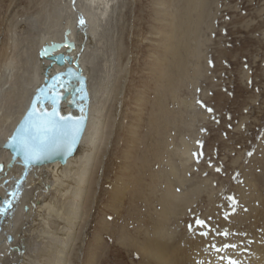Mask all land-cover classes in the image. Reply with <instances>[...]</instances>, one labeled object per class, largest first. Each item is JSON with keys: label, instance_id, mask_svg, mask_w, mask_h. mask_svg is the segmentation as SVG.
<instances>
[{"label": "rangeland", "instance_id": "374dc122", "mask_svg": "<svg viewBox=\"0 0 264 264\" xmlns=\"http://www.w3.org/2000/svg\"><path fill=\"white\" fill-rule=\"evenodd\" d=\"M61 1L0 0V51L15 59L9 78L28 74ZM121 8L115 31L128 85L112 111L115 142L88 195L92 222L72 264H86L90 252V264H158L143 248L160 225L173 228L158 240L173 260L174 251L186 264L203 250L218 254L207 264H256L264 256V0H122ZM165 181L180 198L168 213Z\"/></svg>", "mask_w": 264, "mask_h": 264}, {"label": "bare ground", "instance_id": "6f19581e", "mask_svg": "<svg viewBox=\"0 0 264 264\" xmlns=\"http://www.w3.org/2000/svg\"><path fill=\"white\" fill-rule=\"evenodd\" d=\"M121 3L122 0H62L47 34L39 36L31 51L32 66L30 67L29 64L30 70L23 79L15 81V77L9 78L12 76L10 73L15 59L13 55L10 56L8 47L0 51V165L3 167L0 172V203L23 168L18 163L8 165L11 154L3 148V144L26 111L35 89L43 82L44 70L49 65V61L38 56L42 45L63 41L65 32L68 31L66 36L75 47L68 53L65 47L60 51L68 54L73 61H77L86 79L89 98L87 123L74 155L67 159L65 164L53 162L33 166L28 171L21 185L22 193L12 207V214H7L1 222L0 264H72L74 256L72 251L76 250L74 252L78 260L83 253V240L92 222V207L86 211L85 204L88 195L94 190L97 191L100 186L102 177L97 176L99 166L106 161L111 152L110 147L115 142L118 125L112 111L119 109L122 93L128 85L129 71L120 64V42L115 31V27L119 24L118 20L121 19L119 17L122 10ZM77 14H80L84 20L83 29L77 27ZM105 18L113 28L106 34L103 31ZM34 21L33 17L25 19L30 26L27 36L33 29ZM161 31L160 29L156 31L158 39L163 35ZM195 55L198 54L195 52L194 58ZM62 69L52 64L48 76ZM18 76L22 78V75ZM109 139H111L110 145ZM185 141L180 140L177 149L179 157L188 155L189 146ZM104 166L106 168V165ZM169 175L178 177L175 168L170 169ZM5 179L7 182L4 183ZM165 182L167 183L161 201L162 213H168L169 208L172 209V198L178 196L173 183ZM176 199L178 202L179 196ZM88 217H90L89 223ZM160 217L162 218L160 221L165 219L162 214ZM172 230L173 228L170 227L157 226L150 233L153 237L150 239L152 242L148 240V243L145 242L148 245L143 250L158 264H185L180 252L177 255L174 251L173 260L168 255L166 246L158 241L161 238L171 237ZM76 243L78 246L75 248ZM208 251L207 254H210ZM217 251L220 253L219 250ZM201 252L197 251L196 255L186 260V264H207L218 255L213 256L211 252L210 258L202 255L203 250ZM92 255L93 253L90 252L87 257L85 256L86 264L92 262ZM228 255L223 254L225 258H228ZM218 259L222 261V258L218 257ZM237 262L232 260L230 264L246 263V261ZM256 264H264V256H261Z\"/></svg>", "mask_w": 264, "mask_h": 264}, {"label": "water", "instance_id": "95a60500", "mask_svg": "<svg viewBox=\"0 0 264 264\" xmlns=\"http://www.w3.org/2000/svg\"><path fill=\"white\" fill-rule=\"evenodd\" d=\"M77 27L78 29L85 27L80 14H77ZM67 33L68 31L65 32L63 41L46 43L39 49V58L49 61V65L44 70L43 82L35 89L26 111L3 144V148L11 154L8 165L18 163L23 168L19 177L14 180L12 187L5 192V198L0 203V221L11 210L18 189L25 180L28 171L33 166L53 162L65 164L67 159L76 152L85 129L89 103L86 79L82 75L77 61H73L68 54L60 51L62 47H65L68 53L75 47L74 43L68 40ZM52 64L63 69L48 76V70ZM58 76L59 79H56ZM51 114L56 115L53 117ZM49 118H54L58 127L65 134L57 135L53 140H50L39 158H26L19 138L24 134L22 130L33 122ZM2 168L0 165V172ZM5 182L7 179L4 180Z\"/></svg>", "mask_w": 264, "mask_h": 264}, {"label": "snow or ice", "instance_id": "6c2138e0", "mask_svg": "<svg viewBox=\"0 0 264 264\" xmlns=\"http://www.w3.org/2000/svg\"><path fill=\"white\" fill-rule=\"evenodd\" d=\"M81 22L83 23V21ZM56 79H59V76ZM55 115L56 114H51L53 117ZM22 131L24 134L19 138L24 148L26 158H39V155L42 154L45 146L50 140H53L57 135L65 134L58 127L57 121L54 118L41 119L38 122H33L29 127ZM14 139H16V137H14ZM196 224L202 225L203 222L197 220ZM189 227L191 228V225Z\"/></svg>", "mask_w": 264, "mask_h": 264}]
</instances>
